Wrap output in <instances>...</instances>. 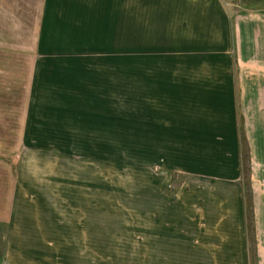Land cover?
I'll list each match as a JSON object with an SVG mask.
<instances>
[{
  "label": "rangeland",
  "instance_id": "obj_1",
  "mask_svg": "<svg viewBox=\"0 0 264 264\" xmlns=\"http://www.w3.org/2000/svg\"><path fill=\"white\" fill-rule=\"evenodd\" d=\"M224 1L234 28L264 15ZM162 2L0 0V264H149L183 182L177 80L153 88L176 66Z\"/></svg>",
  "mask_w": 264,
  "mask_h": 264
},
{
  "label": "crops",
  "instance_id": "obj_2",
  "mask_svg": "<svg viewBox=\"0 0 264 264\" xmlns=\"http://www.w3.org/2000/svg\"><path fill=\"white\" fill-rule=\"evenodd\" d=\"M239 3L250 7L263 0ZM162 4L163 14L177 15L178 23L166 28L177 32L170 34V53L161 54V62L176 66L162 67L160 82L153 88L164 102L168 84L177 80L175 172L183 182L175 194L163 193L169 206L163 205L161 211L162 230L151 231L149 264H155V255L161 256V264H185L186 248L205 255L206 264H252L241 127L252 159L257 261L264 264V15L237 22L234 28L224 0H163ZM165 223L170 225L168 231ZM219 237L220 249L215 241ZM185 241L194 246L185 247ZM201 242L204 247L195 245Z\"/></svg>",
  "mask_w": 264,
  "mask_h": 264
},
{
  "label": "trees",
  "instance_id": "obj_3",
  "mask_svg": "<svg viewBox=\"0 0 264 264\" xmlns=\"http://www.w3.org/2000/svg\"><path fill=\"white\" fill-rule=\"evenodd\" d=\"M241 148H242L241 152H242L243 187H244V197L246 201L247 240L250 249L249 251L251 254V263L258 264L256 219H255V211L253 205V189H252V159H251L250 147L242 127H241Z\"/></svg>",
  "mask_w": 264,
  "mask_h": 264
}]
</instances>
